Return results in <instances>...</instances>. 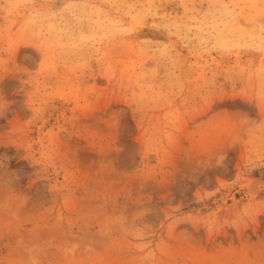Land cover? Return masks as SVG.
I'll return each mask as SVG.
<instances>
[{
  "label": "rangeland",
  "instance_id": "1",
  "mask_svg": "<svg viewBox=\"0 0 264 264\" xmlns=\"http://www.w3.org/2000/svg\"><path fill=\"white\" fill-rule=\"evenodd\" d=\"M0 264H264V0H0Z\"/></svg>",
  "mask_w": 264,
  "mask_h": 264
},
{
  "label": "bare ground",
  "instance_id": "2",
  "mask_svg": "<svg viewBox=\"0 0 264 264\" xmlns=\"http://www.w3.org/2000/svg\"><path fill=\"white\" fill-rule=\"evenodd\" d=\"M258 185H259V182L257 180V181H255L254 183L251 184V187H252V189H255V188L258 187Z\"/></svg>",
  "mask_w": 264,
  "mask_h": 264
}]
</instances>
